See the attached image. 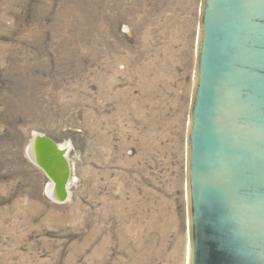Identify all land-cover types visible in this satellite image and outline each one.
I'll list each match as a JSON object with an SVG mask.
<instances>
[{"label":"rangeland","instance_id":"374dc122","mask_svg":"<svg viewBox=\"0 0 264 264\" xmlns=\"http://www.w3.org/2000/svg\"><path fill=\"white\" fill-rule=\"evenodd\" d=\"M203 0H0V264H186ZM65 147L66 196L27 152Z\"/></svg>","mask_w":264,"mask_h":264},{"label":"water","instance_id":"95a60500","mask_svg":"<svg viewBox=\"0 0 264 264\" xmlns=\"http://www.w3.org/2000/svg\"><path fill=\"white\" fill-rule=\"evenodd\" d=\"M187 189L190 264H264V0L202 1Z\"/></svg>","mask_w":264,"mask_h":264},{"label":"bare ground","instance_id":"6f19581e","mask_svg":"<svg viewBox=\"0 0 264 264\" xmlns=\"http://www.w3.org/2000/svg\"><path fill=\"white\" fill-rule=\"evenodd\" d=\"M40 135H36L35 139L33 140L32 144H30L28 149V155L34 161L35 164H37L42 170H44L50 181L48 183V193L56 200H63L64 196H66V188L68 185H66V188L64 187L63 183V189L60 188L59 182L57 181L56 173L54 172L53 166L51 165L49 161V155H48V149L44 145V143H41L42 137H39ZM60 147L65 149V147L61 144H58ZM60 161H62V167L63 169L67 166L66 162L60 158ZM56 162V161H55ZM55 169L58 172V167L55 164ZM67 169V168H66ZM67 172V171H66ZM186 264H190L186 261Z\"/></svg>","mask_w":264,"mask_h":264}]
</instances>
